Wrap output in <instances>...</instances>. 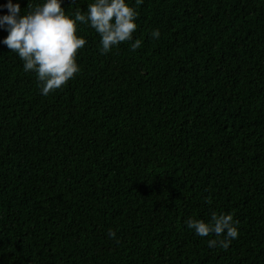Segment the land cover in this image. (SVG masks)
Wrapping results in <instances>:
<instances>
[{
	"label": "trees",
	"instance_id": "obj_1",
	"mask_svg": "<svg viewBox=\"0 0 264 264\" xmlns=\"http://www.w3.org/2000/svg\"><path fill=\"white\" fill-rule=\"evenodd\" d=\"M126 2L133 40L102 53L78 22L80 71L48 96L0 27V264H264V0ZM214 213L226 250L186 224Z\"/></svg>",
	"mask_w": 264,
	"mask_h": 264
},
{
	"label": "clouds",
	"instance_id": "obj_2",
	"mask_svg": "<svg viewBox=\"0 0 264 264\" xmlns=\"http://www.w3.org/2000/svg\"><path fill=\"white\" fill-rule=\"evenodd\" d=\"M141 3L142 0H136L137 6ZM7 7L9 14L0 17V27L6 26L8 31L3 43L10 52L18 54L25 72L36 73L44 96L65 86L80 71L77 56L86 40L77 34L78 22L89 24L99 34L102 53L132 41L137 29L138 13L126 0H94L86 13L77 9L74 18L66 14L62 0H46L34 8L29 0L30 10L23 16L19 3L9 0ZM151 35L159 39L160 31L154 30ZM141 43L136 39L131 43V50L140 48ZM237 223L231 214L215 213L210 222L193 218L186 221L187 227L199 237L215 235L219 238L209 240V247L225 250L238 238ZM108 235L115 238L116 232L110 229Z\"/></svg>",
	"mask_w": 264,
	"mask_h": 264
}]
</instances>
